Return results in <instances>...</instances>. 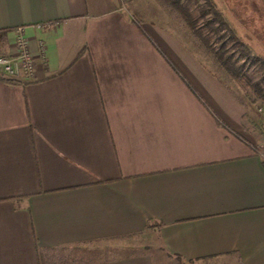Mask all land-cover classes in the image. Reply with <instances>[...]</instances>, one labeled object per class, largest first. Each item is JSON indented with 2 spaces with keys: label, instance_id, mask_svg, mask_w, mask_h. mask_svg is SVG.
Returning a JSON list of instances; mask_svg holds the SVG:
<instances>
[{
  "label": "crops",
  "instance_id": "obj_1",
  "mask_svg": "<svg viewBox=\"0 0 264 264\" xmlns=\"http://www.w3.org/2000/svg\"><path fill=\"white\" fill-rule=\"evenodd\" d=\"M19 34L0 264H264V152L207 97L211 62L169 55L120 0H0L1 55Z\"/></svg>",
  "mask_w": 264,
  "mask_h": 264
},
{
  "label": "rangeland",
  "instance_id": "obj_2",
  "mask_svg": "<svg viewBox=\"0 0 264 264\" xmlns=\"http://www.w3.org/2000/svg\"><path fill=\"white\" fill-rule=\"evenodd\" d=\"M120 3L129 17L157 37L172 57L211 62V66L205 67L207 97L212 105L224 108L229 123L264 152V0ZM245 81L253 86H246ZM106 244L109 243L96 242L84 248L97 249ZM191 263L237 264L223 258Z\"/></svg>",
  "mask_w": 264,
  "mask_h": 264
},
{
  "label": "built area",
  "instance_id": "obj_3",
  "mask_svg": "<svg viewBox=\"0 0 264 264\" xmlns=\"http://www.w3.org/2000/svg\"><path fill=\"white\" fill-rule=\"evenodd\" d=\"M16 51L11 54H0V73L10 78H30L34 69V57L26 48L22 34L16 38Z\"/></svg>",
  "mask_w": 264,
  "mask_h": 264
},
{
  "label": "trees",
  "instance_id": "obj_4",
  "mask_svg": "<svg viewBox=\"0 0 264 264\" xmlns=\"http://www.w3.org/2000/svg\"><path fill=\"white\" fill-rule=\"evenodd\" d=\"M214 13H215L216 18H217L219 21L222 22V18H221V16H220V13L218 12V10L214 9ZM239 43L241 44L240 41H239ZM157 47H158V46H157ZM165 57H167V56L165 55ZM233 75L237 76L238 74H236V72H233ZM1 78H2L3 80H5V81H8V82H15V80H14L13 78H10V77L1 76ZM245 85H246V86H253L252 83H248L247 81H245ZM258 89H260V88H258Z\"/></svg>",
  "mask_w": 264,
  "mask_h": 264
}]
</instances>
